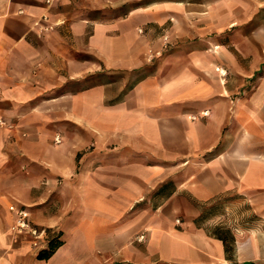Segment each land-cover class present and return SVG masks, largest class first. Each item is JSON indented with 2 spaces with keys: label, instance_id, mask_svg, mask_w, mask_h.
I'll use <instances>...</instances> for the list:
<instances>
[{
  "label": "crops",
  "instance_id": "crops-1",
  "mask_svg": "<svg viewBox=\"0 0 264 264\" xmlns=\"http://www.w3.org/2000/svg\"><path fill=\"white\" fill-rule=\"evenodd\" d=\"M0 264H264V0H0Z\"/></svg>",
  "mask_w": 264,
  "mask_h": 264
},
{
  "label": "rangeland",
  "instance_id": "rangeland-1",
  "mask_svg": "<svg viewBox=\"0 0 264 264\" xmlns=\"http://www.w3.org/2000/svg\"><path fill=\"white\" fill-rule=\"evenodd\" d=\"M147 1H150V0H144V2H147ZM153 1H155V0H153ZM158 1H163V0H158ZM133 5L134 4L132 2H127L125 5H122L119 9H113L111 12H109V14H105V15H109L111 18L123 17L124 15H126L127 9H129ZM167 28H168V23H165L161 28H159V34H160V36L164 42V44L162 45V48L160 50L161 54L170 50L171 48H173L175 46L174 42L172 43V41L170 40V38L166 34ZM219 202H221V203H218L216 205H215V203L211 204V205H202V204H195L194 203L193 206L200 213L204 214L205 216H208V215H214L216 213H221L224 211L225 203H227V202H223V201H219ZM211 206H212V209L208 210Z\"/></svg>",
  "mask_w": 264,
  "mask_h": 264
},
{
  "label": "built area",
  "instance_id": "built-area-1",
  "mask_svg": "<svg viewBox=\"0 0 264 264\" xmlns=\"http://www.w3.org/2000/svg\"><path fill=\"white\" fill-rule=\"evenodd\" d=\"M16 211V220L14 225L12 226V230L14 232H27L30 234L34 240L33 245L38 246L39 241L47 236L44 229H39L37 226L32 225L28 221V213L23 208H18ZM48 238V236L46 237ZM144 238L143 235L137 237V240H142Z\"/></svg>",
  "mask_w": 264,
  "mask_h": 264
},
{
  "label": "trees",
  "instance_id": "trees-1",
  "mask_svg": "<svg viewBox=\"0 0 264 264\" xmlns=\"http://www.w3.org/2000/svg\"><path fill=\"white\" fill-rule=\"evenodd\" d=\"M162 190H163V188L160 189L159 192H161ZM213 208H214V207H213ZM211 209H212V206H211L208 210H211ZM208 210H207V211H208ZM204 213H205V212H204ZM200 217H201V216H200ZM200 217H198L197 221L199 220ZM200 219H201V218H200ZM37 228H39V229H44V228H40V227H37ZM44 230H45V232H46V234H47V236H48V242H47V246H46V248H45V249H41V250L39 251L38 256H44V255H43L44 252H45L46 255H49V254L53 251L52 244H53L54 241L57 240V238H58L57 234H55L51 229H49V228H45ZM218 232H220V230H218ZM221 232H222V236H228V232H227L226 230H223V231H221ZM227 238L230 239V237H227ZM224 245L226 246L227 244L224 243ZM226 249H227V246H226Z\"/></svg>",
  "mask_w": 264,
  "mask_h": 264
}]
</instances>
